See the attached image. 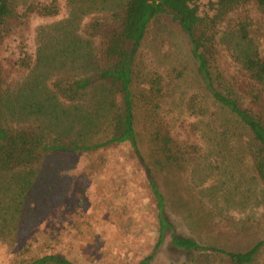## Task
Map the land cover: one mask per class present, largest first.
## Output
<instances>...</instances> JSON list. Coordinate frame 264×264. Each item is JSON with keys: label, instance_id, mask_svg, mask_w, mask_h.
Masks as SVG:
<instances>
[{"label": "trees", "instance_id": "1", "mask_svg": "<svg viewBox=\"0 0 264 264\" xmlns=\"http://www.w3.org/2000/svg\"><path fill=\"white\" fill-rule=\"evenodd\" d=\"M67 1L71 9L65 22L38 29L32 60L25 50L29 17H56L58 0H34L24 13H18L10 0H0V48L12 36L18 40L17 57L9 62L24 75L8 83L0 54V238L15 234L31 213L26 204L46 158L127 145L144 171L155 202L157 228L152 251L136 264H154L166 237L168 251L184 258L182 263L170 264H202L200 259L211 258L221 264H258L264 237H257L244 251H231L178 231L173 214L180 204L187 207L188 203L171 193L179 189L176 174L186 160L167 132L155 134L150 158L143 157L131 86L150 23L168 17L187 41L203 90L243 127L253 172L264 187V55L252 18L258 14L264 23V0H208L205 13L198 0ZM94 13L104 16L91 21L83 37L77 24ZM230 22L229 29L223 30ZM218 43L241 70L239 87L236 81L226 84L216 70ZM27 264L74 263L44 255Z\"/></svg>", "mask_w": 264, "mask_h": 264}, {"label": "rangeland", "instance_id": "2", "mask_svg": "<svg viewBox=\"0 0 264 264\" xmlns=\"http://www.w3.org/2000/svg\"><path fill=\"white\" fill-rule=\"evenodd\" d=\"M44 1V0H39ZM24 13L34 0H10ZM201 13L208 0H198ZM56 17L31 14L25 50L35 58L40 27L65 22L71 7L58 0ZM94 13L78 22L87 25L103 17ZM255 37L264 55V23L252 16ZM232 22L223 25L229 29ZM18 40L12 36L0 48L8 83L23 78L11 68ZM216 70L226 84L241 82V70L225 47L216 45ZM132 101L139 150L149 159L158 132L169 133L186 161L176 174L178 191L188 203L173 214L177 229L203 244L244 251L264 237V187L253 172L245 131L234 117L203 90L186 39L168 17L152 21L139 48L133 76ZM171 194H167L170 196ZM31 213L10 238H0V264H27L44 255L74 264H136L156 242L155 202L144 171L127 145L96 153L51 156L40 166L35 190L27 204ZM185 217V218H184ZM258 237V238H257ZM168 238L154 264L182 263L168 251ZM202 264H221L218 258ZM264 264V249L257 258Z\"/></svg>", "mask_w": 264, "mask_h": 264}]
</instances>
